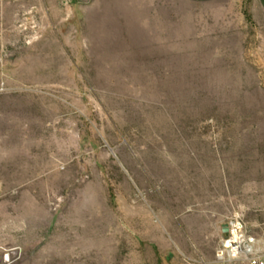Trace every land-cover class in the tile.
Segmentation results:
<instances>
[{
    "label": "rangeland",
    "instance_id": "374dc122",
    "mask_svg": "<svg viewBox=\"0 0 264 264\" xmlns=\"http://www.w3.org/2000/svg\"><path fill=\"white\" fill-rule=\"evenodd\" d=\"M264 250V17L251 0H0V264H214Z\"/></svg>",
    "mask_w": 264,
    "mask_h": 264
},
{
    "label": "built area",
    "instance_id": "2783aa9c",
    "mask_svg": "<svg viewBox=\"0 0 264 264\" xmlns=\"http://www.w3.org/2000/svg\"><path fill=\"white\" fill-rule=\"evenodd\" d=\"M225 226L227 230L221 233L214 264H264V250L255 247L239 216H232Z\"/></svg>",
    "mask_w": 264,
    "mask_h": 264
},
{
    "label": "crops",
    "instance_id": "0c3cea01",
    "mask_svg": "<svg viewBox=\"0 0 264 264\" xmlns=\"http://www.w3.org/2000/svg\"><path fill=\"white\" fill-rule=\"evenodd\" d=\"M192 3H196L198 4H203L205 3L206 6H210V2H229L231 0H190ZM241 2L243 0H240ZM252 1V5H253V10L255 13H257L258 15L264 17V0H251Z\"/></svg>",
    "mask_w": 264,
    "mask_h": 264
},
{
    "label": "water",
    "instance_id": "95a60500",
    "mask_svg": "<svg viewBox=\"0 0 264 264\" xmlns=\"http://www.w3.org/2000/svg\"><path fill=\"white\" fill-rule=\"evenodd\" d=\"M226 230H227V228H226L225 224H223L222 233H225V232H226Z\"/></svg>",
    "mask_w": 264,
    "mask_h": 264
}]
</instances>
